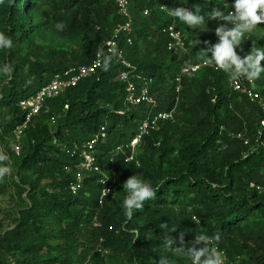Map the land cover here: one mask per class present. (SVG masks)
Segmentation results:
<instances>
[{"label": "trees", "instance_id": "1", "mask_svg": "<svg viewBox=\"0 0 264 264\" xmlns=\"http://www.w3.org/2000/svg\"><path fill=\"white\" fill-rule=\"evenodd\" d=\"M162 5L199 8L207 20L217 0H130L132 44L120 36L119 48L137 71L153 78L151 111H172L173 121L143 137L135 160L125 163L115 149L130 144L151 108L125 104V84L117 79L123 68L113 59L107 71L101 67L48 99L22 131L19 154L13 150L14 131L24 122L19 102L56 75L92 61L122 22L113 0L0 3V31L13 41L9 52H0V63L8 60L15 68L10 76L0 75V170H9L0 174V197L19 201L7 226L0 214V264H157L163 256L190 264L165 247L162 223L174 231L177 247L180 233L187 245L196 234L219 232L216 246L225 250L227 264H264V193L256 190L264 189V112L231 90L229 73L212 67L183 75L176 101L175 76L185 63L204 61L205 42L214 44L217 37L202 38L200 26L168 16ZM60 21L66 25L62 32L55 28ZM172 21L185 40L184 55L166 49L160 29ZM253 43L264 47V34L258 40L247 34L238 53L243 57ZM255 83L264 97V73ZM102 128L96 156L102 171L116 177L100 204L101 175L82 171L71 151ZM228 131L244 133L248 145L229 138ZM135 174L157 191L129 219L122 208L123 183ZM77 175L81 187L72 195L68 186Z\"/></svg>", "mask_w": 264, "mask_h": 264}, {"label": "built area", "instance_id": "2", "mask_svg": "<svg viewBox=\"0 0 264 264\" xmlns=\"http://www.w3.org/2000/svg\"><path fill=\"white\" fill-rule=\"evenodd\" d=\"M116 7L117 14L121 17L122 22L119 23L113 30L111 39L107 40L103 46V52L107 56H111L116 64H120L123 69L119 72L117 79L119 82L125 84V104L131 106H137L145 104L150 107L149 116L146 117L138 126L137 134L132 139L130 144L124 146H119L115 149V154L122 153L125 156L124 162H131L136 158V147L141 141V139L149 135L152 131H157L159 129V124L167 120L173 121L172 111L170 112H158L154 114L151 110L156 107V103L150 94L151 86L153 85V78L149 77L143 72L136 70L125 58L123 51L119 48L118 38L120 36H126V43L132 44V39L129 37L133 18L130 12V0H113ZM161 11H165L164 7H160ZM148 11L143 12L144 16L148 15ZM161 34L165 35L167 38L166 49L172 54L183 55L186 53V44L184 38L179 30L176 29L174 23L163 26L160 29ZM115 50V51H113ZM102 57L98 53L94 56L92 61L87 65H80L77 67H71L62 74H58L45 86H43L36 94L29 97L26 100L19 102V108L24 111V122L22 125L18 126L14 131L15 143L13 145V150L16 155L19 154V139L22 135V131L27 127L28 123L37 116L43 109L45 102L48 99L55 98L60 94H63L70 88H74L83 81L84 79L91 77L96 73V71L101 68ZM203 67H212L211 64H206L204 62L199 64H192L188 62L184 65L178 75L174 78V92L176 94V101L178 100L179 93L181 92V77L186 74L193 75L199 69ZM217 70L218 67L214 66ZM230 87L234 92L244 95L250 102L255 103L264 112V98L258 92L255 82H250L241 79L238 82H234L230 77ZM150 113H153L150 115ZM53 122V118H51ZM264 125V122L261 123ZM227 136L232 139H238L243 142L244 145H248V138L244 133L241 132H228ZM105 138L104 129L102 128L100 133L94 136L90 141L86 142L81 149L74 148L71 153L72 155H77L81 159L79 168L85 173H98L101 175L100 184L101 192L99 197V203L104 197H106L111 191V185L114 182L115 175L111 179L108 174L102 171L99 166V161L96 156V145L99 141ZM129 153V154H127ZM109 172L114 173L113 168L109 169ZM82 178L77 175L76 181L70 183L68 186V191L75 195L81 187ZM253 187V185H251ZM256 190L260 193H264V189L256 187ZM2 212V205L0 203V214ZM11 229V228H9ZM217 247V246H216ZM220 249V248H219ZM226 257L225 264H227V255L223 249H220ZM105 253H107L105 251Z\"/></svg>", "mask_w": 264, "mask_h": 264}, {"label": "clouds", "instance_id": "3", "mask_svg": "<svg viewBox=\"0 0 264 264\" xmlns=\"http://www.w3.org/2000/svg\"><path fill=\"white\" fill-rule=\"evenodd\" d=\"M14 2L15 0H10V3ZM0 3H3V0H0ZM161 7L165 8V11L163 12H165L168 16L179 20L183 24L193 29L197 28L198 26L205 27L206 21L223 22L218 24V26L215 28L214 34L217 37L216 43L209 44V42H205V49L201 50V52L207 58L202 62L211 64L213 69L215 66L219 69H222L224 72L229 73L231 80L234 82H238L241 79L255 82L256 80L260 79L261 74L264 73V66H262V61H264V47H257L256 43H253L251 50L243 57L238 53L237 49L246 39L247 34L251 33L257 25L264 24V0H233L231 5H229L226 0H223L222 7L214 6L211 8V11L206 14L208 16L207 20L205 19V15L200 14L201 9L199 8L193 10L185 7H177L174 9L166 8L163 5ZM225 9H227V11ZM171 23L174 22L172 21ZM65 27L66 25L63 21L57 22L55 24L56 30L61 32L64 31ZM197 43L198 42L195 41V45ZM12 48L13 41L11 37L5 32L0 31V52H9ZM99 54L102 57L100 61L101 66L105 71H107L112 57L105 56L103 49L100 50ZM187 63H185V65ZM14 71V65H12L8 60L0 63V75L10 76ZM256 106L258 107V105ZM3 171L6 170H0V174H2ZM123 188L126 194L123 198L122 208L124 209L125 216L129 219L133 217L134 212H142L146 202L156 198L157 190L152 186L150 181L145 180L143 176L138 174L129 177L123 183ZM159 228L163 232L168 233L165 247L167 249H173L177 253L186 257L190 264H225V254L218 247H216V242L221 239V234L219 232L213 233L211 235L203 232L196 234L194 235L193 240L187 245L183 244L184 234L180 233L179 240L181 241V246L177 247L176 239H174L172 236L174 231L169 229V225L162 223L159 225ZM157 264H175V262L170 257L163 256L158 260Z\"/></svg>", "mask_w": 264, "mask_h": 264}, {"label": "rangeland", "instance_id": "4", "mask_svg": "<svg viewBox=\"0 0 264 264\" xmlns=\"http://www.w3.org/2000/svg\"><path fill=\"white\" fill-rule=\"evenodd\" d=\"M226 2L229 5H231L233 0H226ZM222 3H223V0H217V6L222 7ZM112 8L114 7L112 6ZM225 10L227 11V9ZM218 24H219V21H206L205 27L200 26V29L198 30L200 36L206 40H209L211 37L214 36L215 28L218 26ZM250 34L253 36L255 40H258L264 34V24L257 25ZM0 152H1V148H0ZM5 172L8 173L9 170L8 171L6 170ZM16 202L17 203H14V201H11L9 196L0 197V203L2 205L1 217L5 219V222H4L5 226L9 224L10 219H12L15 215V210L18 209L17 204L19 201L17 200ZM6 213L9 215L7 219L4 217V214Z\"/></svg>", "mask_w": 264, "mask_h": 264}]
</instances>
